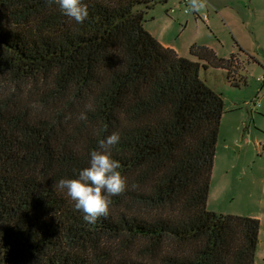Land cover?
Wrapping results in <instances>:
<instances>
[{
	"label": "trees",
	"instance_id": "obj_1",
	"mask_svg": "<svg viewBox=\"0 0 264 264\" xmlns=\"http://www.w3.org/2000/svg\"><path fill=\"white\" fill-rule=\"evenodd\" d=\"M166 2L83 0L76 24L0 0V264H255L259 221L206 208L224 101L200 69L243 80L233 56L180 57L145 30ZM113 133L125 190L89 223L58 181Z\"/></svg>",
	"mask_w": 264,
	"mask_h": 264
},
{
	"label": "rangeland",
	"instance_id": "obj_2",
	"mask_svg": "<svg viewBox=\"0 0 264 264\" xmlns=\"http://www.w3.org/2000/svg\"><path fill=\"white\" fill-rule=\"evenodd\" d=\"M205 1L209 8H204L203 13L209 15L208 25L222 41L219 52L225 56L232 51L237 53L245 68L244 81L238 86L230 85L221 73H205L200 69V79L223 97L225 108L220 120L206 208L221 215L260 216L255 264H264V153L255 147L258 140L262 141L264 132V87L257 82L263 70L248 57L264 62V0ZM188 15L194 20L191 13ZM198 25L207 30L202 22L198 21ZM194 29L193 25L188 27L185 34L193 33ZM254 100L259 108L252 111L247 104H253ZM240 144L239 153L235 147Z\"/></svg>",
	"mask_w": 264,
	"mask_h": 264
},
{
	"label": "clouds",
	"instance_id": "obj_3",
	"mask_svg": "<svg viewBox=\"0 0 264 264\" xmlns=\"http://www.w3.org/2000/svg\"><path fill=\"white\" fill-rule=\"evenodd\" d=\"M57 6L59 12L76 24L88 18V9L83 0H48ZM203 4L191 0L190 9L199 10ZM81 119H86L81 115ZM120 141L118 133H113L100 141L99 149L90 153L88 166L78 171L74 179H60L58 188L73 202L74 209L83 214L86 222L92 223L99 216L106 215L110 197L125 190V180L117 171L119 161L111 157L110 149Z\"/></svg>",
	"mask_w": 264,
	"mask_h": 264
},
{
	"label": "crops",
	"instance_id": "obj_4",
	"mask_svg": "<svg viewBox=\"0 0 264 264\" xmlns=\"http://www.w3.org/2000/svg\"><path fill=\"white\" fill-rule=\"evenodd\" d=\"M179 1L180 0H167L166 4L164 5H156L148 14L146 17V21L144 22V28L145 30L154 37L163 47L172 49L178 56L190 58L192 60H196L195 58L190 57L189 55V49L192 45H200L205 46L209 49H211L219 58L228 59L231 56L234 57L236 66L238 65L239 68L234 69L232 72L235 77L241 78L243 81L245 78L242 73L245 71L244 68V62L241 61L240 56L233 52L230 53L229 56H225L222 53L219 52V49L222 48V41L219 39V37L216 35V32L213 31L211 27H209L208 23L205 25L207 30H203L204 27L201 25H198V16L203 13L204 8L207 9L206 5H204L201 0H199L200 3L203 4V7L199 10L193 11L191 14L194 17L191 18L188 14H183L179 7ZM214 12L216 13L218 11L217 7H213ZM169 9H174L175 12L171 15L167 14V11ZM209 13H212L211 10H208ZM209 16V15H208ZM209 18V17H208ZM209 20V19H208ZM213 20V18H212ZM194 21V22H192ZM194 26V32L191 34H185L186 30L190 26ZM175 29H178V32H174ZM205 32V34H204ZM232 32V31H231ZM235 40L239 43L238 39L235 37ZM236 42V43H237ZM251 62L261 68V70L264 69V62H261L258 58L248 56ZM201 65L204 63L201 62ZM205 73H210V71H216L218 73H221L222 76L225 75L226 80L228 81L227 72L224 69H212L207 68L203 69ZM223 98V97H222ZM256 99V98H255ZM224 101V99H223ZM255 101V100H254ZM247 106H250L251 110H257L259 108L258 102H249ZM225 114V108L224 113L222 115L221 121ZM221 125V123H220ZM247 128V127H246ZM263 139L262 141H257L255 143V147L257 150L263 151L264 153V132H262ZM236 142V140H235ZM245 144V143H244ZM236 150L240 153L242 149V145L240 144L239 147H235ZM215 166V158H214V164L212 169V174L214 171ZM260 204V202H259ZM208 205V201H207ZM206 205V207H207ZM212 212V211H211ZM215 213V212H214ZM253 218H256L259 222L260 216H251ZM261 225V224H260ZM260 232V231H259ZM260 235V234H259ZM259 245V243H258ZM257 245V247H258Z\"/></svg>",
	"mask_w": 264,
	"mask_h": 264
},
{
	"label": "built area",
	"instance_id": "obj_5",
	"mask_svg": "<svg viewBox=\"0 0 264 264\" xmlns=\"http://www.w3.org/2000/svg\"><path fill=\"white\" fill-rule=\"evenodd\" d=\"M201 2L206 5V1L205 0H201ZM190 5H191V0H180L179 1V7L181 9V11L183 12V14H190L192 13L193 11L190 9ZM175 12L174 9H169L167 11V14L171 15ZM198 19L200 22H202L203 24L207 25L208 23V15L205 14V13H202L198 16ZM257 82L262 86L264 87V69H263V73L261 76H259L257 78Z\"/></svg>",
	"mask_w": 264,
	"mask_h": 264
}]
</instances>
